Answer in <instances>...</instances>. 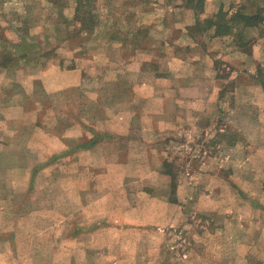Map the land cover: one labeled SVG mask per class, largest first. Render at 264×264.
Masks as SVG:
<instances>
[{"label": "rangeland", "instance_id": "1", "mask_svg": "<svg viewBox=\"0 0 264 264\" xmlns=\"http://www.w3.org/2000/svg\"><path fill=\"white\" fill-rule=\"evenodd\" d=\"M76 5L0 0V264H144L145 235L82 224L144 222L129 205L145 179L161 196L170 177L193 190L196 174L200 203L233 206V219L198 213L186 231L160 228L171 240L162 263L195 264L196 249L217 256L197 264H264V64L244 67L237 53L257 39L239 14L257 13L264 34V0H90L89 30ZM258 226L263 239L242 245Z\"/></svg>", "mask_w": 264, "mask_h": 264}, {"label": "crops", "instance_id": "2", "mask_svg": "<svg viewBox=\"0 0 264 264\" xmlns=\"http://www.w3.org/2000/svg\"><path fill=\"white\" fill-rule=\"evenodd\" d=\"M258 26H254V27H247L246 31L247 34L249 33H254V36L257 37L255 43L252 46L251 49V53L246 54V52H237L242 56V62L246 61V64L244 65V67L248 66V61L249 58H251L250 56H252L256 62L255 64L257 65H263V59H264V34L261 35H256V33L258 32L257 30ZM256 30V31H255ZM212 32V29L210 30ZM249 35V34H248ZM254 62V61H253ZM255 65V66H256ZM71 74L75 75L77 77V81L75 80L73 83H80L81 81V72L80 70H78L76 67H74V69H71ZM96 142V141H95ZM101 142V139L99 138L97 140V144ZM134 142V141H131ZM150 145V143L148 144ZM86 147H91L90 145H86ZM84 146V144H82V150H88L89 148H86ZM70 151V150H69ZM69 151H67L66 153H68ZM142 160V159H140ZM168 173V172H167ZM165 173L166 176H170L169 174ZM164 175V174H163ZM195 175V174H194ZM201 174H196V176H193L192 179V189H189V191L183 192L182 188H179L180 184H175V187L173 186V180L170 179L168 180L167 183V188H169L168 192H163L162 195L157 196L155 193V189L153 188V186H151L152 184L149 185V179H145V183L142 185V188L136 191L135 194H131L132 197V204L129 205V209L130 212L132 211L133 213L139 214L140 215H144L143 216V221L140 223V219L137 220H133L131 222H129L128 224H119L117 221L110 223V224H105L103 223L104 220H99V221H93V222H88V225H83L82 226H89V232L90 230H92V233H94L96 230L103 229V226H112L113 228H126L129 230H133L134 233H138L141 235H145L146 238L142 240V244L145 245V247H143V253H142V263L144 264H163V260L165 258L164 253H169L168 250V246L170 244V239L169 236L165 234V236L162 237V239L158 238L159 235L157 234H161L158 233L157 231H160L162 229V227H164L163 229H169L171 227L174 226H180L181 228H184V230L186 231L187 226L189 225L188 223V217L195 214V216L199 213L201 215H206L209 217V219L212 221L214 219V217L217 216L218 213H226V217H229L231 219H233V206H226V205H221V206H215L212 204H209V206H203V204L200 203V200L198 199L199 196H201L200 194L204 191L202 190L201 186H198L197 184V179ZM209 175V176H207ZM206 176L209 177L210 182L214 181L215 179H217L216 175L213 174H207ZM211 177V179H210ZM162 179V178H161ZM227 181V189H230L229 186V179L228 177L225 179ZM264 180V175L262 177L261 180V188H258L256 191V195L257 197L260 196L261 193L264 194V186L262 187V182ZM210 182L208 184H203L205 185L203 187V189H206L207 191H209V197L214 198V196H217L216 194H218V192L220 191V189L218 188H214L213 185H210ZM190 183V182H189ZM178 186V188H177ZM158 189V188H157ZM205 190V191H206ZM224 190V189H222ZM192 191V192H191ZM191 192V201H188L189 199H187L186 195L187 193ZM205 194V192H204ZM138 196L140 198H138ZM137 197V198H136ZM222 197V196H221ZM225 198V201H227V198ZM195 200V204L193 206H191V202ZM212 202V201H210ZM98 205H99V201H97ZM259 203V202H258ZM242 204V203H241ZM245 205L249 206L247 202H244ZM154 206L156 207V209H154ZM259 206V207H257ZM263 208L264 209V205L263 204H256V208ZM106 207V206H105ZM227 207V208H226ZM243 208V207H242ZM241 208V209H242ZM86 209V208H85ZM89 211H99L98 209H95V207L93 206V210L87 208ZM193 209V210H191ZM111 209L108 208H104L102 211H100L102 214L105 212H109ZM199 215V216H201ZM159 218V220H156L155 217ZM202 217V216H201ZM57 222L54 221V223H50L49 225V229H50V247L52 245H55L57 243V239L56 236H53L55 234V230H56V225ZM161 228V229H160ZM249 228H247L243 234V235H239L238 238L241 239V243L244 246H251L256 242H259V239H263L262 236H258L262 234L263 229L258 226V229L256 230L257 233L256 234H250L249 232ZM91 233V234H92ZM89 235V234H87ZM197 235H200V233H198ZM162 236V235H161ZM160 236V237H161ZM53 239H52V238ZM196 237V238H195ZM260 237V238H259ZM199 237H197L195 235V228H193V238H189L188 240H198ZM138 240V239H137ZM187 240V242H188ZM233 241V238H232ZM136 245H139V242H134ZM132 244V243H131ZM192 250V251H191ZM55 251H57V249H55ZM191 256H189L190 261H196L195 264H197V261H201L203 259H209L211 261L216 260L217 256L216 254L211 253V251H209V253H202L197 251L196 249H190ZM46 257V259H45ZM42 259L45 260H49L51 262V256H44L42 257ZM127 261H132L135 260L136 257L135 256H128L126 257ZM134 262V264L138 263V260L136 259Z\"/></svg>", "mask_w": 264, "mask_h": 264}, {"label": "trees", "instance_id": "3", "mask_svg": "<svg viewBox=\"0 0 264 264\" xmlns=\"http://www.w3.org/2000/svg\"><path fill=\"white\" fill-rule=\"evenodd\" d=\"M77 5H76V8H75V17L78 18L77 20H79L81 22V25L82 26H87V29L89 30L90 27L92 26V24H94V17L91 16L92 14L87 12L85 10L86 8V4L88 2H90V0H86V1H82V0H75ZM194 0H187V4L188 5H192L193 3H195V5H200L202 4V2H204V0H195L196 2H193ZM196 7V6H195ZM84 14H88L89 15V18L88 20L84 17H79V16H82ZM258 14L257 13H249V14H239V20L240 21H244L243 25H242V28H247V27H254L256 25H258L261 20L263 18H260L257 16ZM214 19V21H213ZM85 20V21H84ZM232 20V19H230ZM93 22V23H92ZM210 22H214V23H211L210 26L211 27H214V30H215V33L217 32V30L220 28V27H225V25L222 23V20H220V22L218 20H216V15L215 17H212L210 19ZM263 74H264V69L262 67L258 68L257 69V78L260 82V84L262 85L263 87V90H264V78H263ZM98 139V138H97ZM95 141V140H93Z\"/></svg>", "mask_w": 264, "mask_h": 264}]
</instances>
